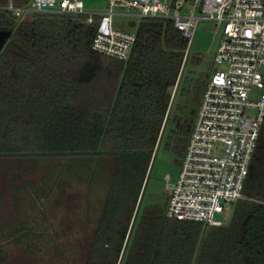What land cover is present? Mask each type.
Segmentation results:
<instances>
[{
	"label": "trees",
	"instance_id": "trees-1",
	"mask_svg": "<svg viewBox=\"0 0 264 264\" xmlns=\"http://www.w3.org/2000/svg\"><path fill=\"white\" fill-rule=\"evenodd\" d=\"M28 1L0 0V33L10 34L0 50V162H17L18 177L42 189L89 182L96 161L112 160L85 264H118L187 41L170 21L143 20L129 59L107 58L91 50L95 26L84 16L3 10ZM186 82L201 96L203 79ZM67 156L74 164L53 163ZM242 195L228 225L203 234L200 223L167 218L166 206L140 208L122 264H264V123Z\"/></svg>",
	"mask_w": 264,
	"mask_h": 264
},
{
	"label": "built area",
	"instance_id": "built-area-1",
	"mask_svg": "<svg viewBox=\"0 0 264 264\" xmlns=\"http://www.w3.org/2000/svg\"><path fill=\"white\" fill-rule=\"evenodd\" d=\"M3 10L15 18L84 16L86 24L95 26L91 50L123 62L141 21H170L187 41L183 66L199 23H214V72L200 96L177 178L174 184L165 182V216L206 228L221 226L215 216L243 198L264 123V0H108L99 13L85 11L81 0H29L22 6L9 2ZM115 17L139 23L135 29H119Z\"/></svg>",
	"mask_w": 264,
	"mask_h": 264
},
{
	"label": "rangeland",
	"instance_id": "rangeland-1",
	"mask_svg": "<svg viewBox=\"0 0 264 264\" xmlns=\"http://www.w3.org/2000/svg\"><path fill=\"white\" fill-rule=\"evenodd\" d=\"M81 1L87 12H103L108 6V0ZM138 23V19L114 18V25L119 29H135ZM214 29L215 24L212 22L199 23L181 71V83L170 92L172 103L170 101L163 136L141 210L148 207L164 208L167 204L165 182L169 180L174 184L177 178L180 160L185 151L181 154L183 139H188L200 102V95L194 84L187 83L186 79L199 78L206 84L214 72L211 57L218 41L213 34ZM193 60L199 61V64L195 66L191 63ZM175 139L178 140L174 144ZM71 158L73 157L67 156L61 160H53V163L68 166L70 163L74 164ZM102 161L106 165L101 164ZM110 161L112 160L96 161L92 165L95 173H92V178L88 176L89 182L78 177L67 181L63 178L50 187L45 184L42 189L39 185L35 189L33 182L18 177L17 168L20 164L14 166V172L11 173L4 167V162H0V264H85L100 208L111 181ZM2 181L7 186L2 185ZM42 192L45 196L41 199L39 197ZM9 193L18 199L17 202H14V197L12 199L16 206L14 209L18 212H10L6 216L3 209L9 203H2V199L6 197L8 201L11 198ZM233 209L234 206L229 207L215 216L221 222V227L228 225ZM34 220L40 230L32 227L31 221ZM212 229L203 225L202 234Z\"/></svg>",
	"mask_w": 264,
	"mask_h": 264
},
{
	"label": "water",
	"instance_id": "water-1",
	"mask_svg": "<svg viewBox=\"0 0 264 264\" xmlns=\"http://www.w3.org/2000/svg\"><path fill=\"white\" fill-rule=\"evenodd\" d=\"M10 34L9 33H0V50L3 48L5 42L7 41V39L9 38ZM178 85V84H177ZM176 85V87H177ZM171 103H172V100H171ZM166 122V120H165ZM164 128H165V123L163 125V128L161 130V134L159 136V140L157 142V145H156V148H155V151L152 155V159H151V162H150V165H149V169H148V172H147V175H146V178L144 180V184H143V187H142V190H141V193H140V196H139V199H138V203H137V206H136V209H135V213H134V216H133V219H132V222H131V226H130V229H129V232H128V235H127V239H126V243H125V246L123 248V251H122V254L120 256V259H119V262L118 264H122V261H123V256H124V253H125V249H126V246H127V243H128V240L130 238V234H131V231L134 227V224H135V220H136V217H137V214L139 212V209H140V206H141V203H142V199H143V196H144V193H145V190H146V186H147V183L149 181V177H150V174H151V171L153 169V165H154V162H155V159L157 157V153H158V149H159V145H160V142H161V139H162V136H163V132H164Z\"/></svg>",
	"mask_w": 264,
	"mask_h": 264
},
{
	"label": "crops",
	"instance_id": "crops-1",
	"mask_svg": "<svg viewBox=\"0 0 264 264\" xmlns=\"http://www.w3.org/2000/svg\"><path fill=\"white\" fill-rule=\"evenodd\" d=\"M17 162H15V163H8V161H6V163L4 162V167H7V169H9V171L12 173V172H14V166H17ZM21 165H23V163L21 164ZM53 165V163H49L48 164V166H46V167H51ZM19 167V166H18ZM36 168H38L37 169V171H38V173L37 174H35L34 176H32V177H30L29 176V178H31L33 181H36L38 178H39V176H40V171H41V169H40V166L38 165ZM1 182V181H0ZM17 183H18V181H16ZM2 185H6L7 186V184H4V182L2 181ZM9 196L11 197L8 201H7V199H6V197H4V199H2V203H9V204H7L6 205V208H4L3 210H4V213L5 214H7L6 216H8V214L10 213V212H18L17 210H15L14 208H16V206L14 205V203H13V197L15 198V195L14 196H12L11 195V193H9ZM7 201V202H6ZM18 201V199L17 198H15L14 199V202H17ZM0 211H2V210H0ZM6 211V212H5ZM8 212V213H7ZM31 223H32V227H34V228H36V229H38L39 228V230H40V227H38L36 224H37V222L34 220V221H31Z\"/></svg>",
	"mask_w": 264,
	"mask_h": 264
}]
</instances>
